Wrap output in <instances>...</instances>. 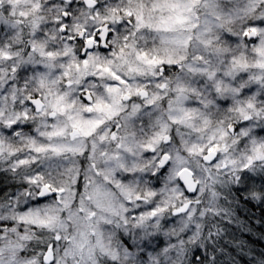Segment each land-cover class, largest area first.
Returning <instances> with one entry per match:
<instances>
[{
  "label": "snow or ice",
  "instance_id": "snow-or-ice-1",
  "mask_svg": "<svg viewBox=\"0 0 264 264\" xmlns=\"http://www.w3.org/2000/svg\"><path fill=\"white\" fill-rule=\"evenodd\" d=\"M264 0H0V264H264Z\"/></svg>",
  "mask_w": 264,
  "mask_h": 264
},
{
  "label": "trees",
  "instance_id": "trees-1",
  "mask_svg": "<svg viewBox=\"0 0 264 264\" xmlns=\"http://www.w3.org/2000/svg\"><path fill=\"white\" fill-rule=\"evenodd\" d=\"M240 216L252 229L251 233L245 234V239L257 251H264V206L254 203L242 206Z\"/></svg>",
  "mask_w": 264,
  "mask_h": 264
}]
</instances>
